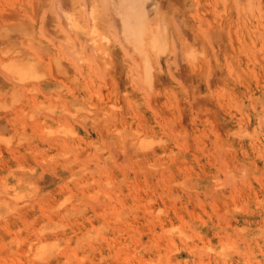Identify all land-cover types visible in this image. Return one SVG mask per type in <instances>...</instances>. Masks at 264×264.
Segmentation results:
<instances>
[{
  "label": "rangeland",
  "instance_id": "obj_1",
  "mask_svg": "<svg viewBox=\"0 0 264 264\" xmlns=\"http://www.w3.org/2000/svg\"><path fill=\"white\" fill-rule=\"evenodd\" d=\"M54 1L0 0V264H264V0H142L143 56Z\"/></svg>",
  "mask_w": 264,
  "mask_h": 264
},
{
  "label": "bare ground",
  "instance_id": "obj_2",
  "mask_svg": "<svg viewBox=\"0 0 264 264\" xmlns=\"http://www.w3.org/2000/svg\"><path fill=\"white\" fill-rule=\"evenodd\" d=\"M36 1V0H35ZM57 2H58V0H56ZM56 1H54L55 3H56ZM84 1V0H83ZM98 1V0H97ZM141 1L142 0H109V2H110V10H111V12H112V14H113V16H115V18L118 20V24H119V27H120V34H121V36H122V38L121 39H123V41L127 44V46H130L132 49H133V51L135 50V51H137L139 54L141 53V55H142V52H143V48L141 47V46H143V44H142V41H143V31H144V28H143V26H144V22H143V18H144V15H143V17H142V14H143V10H142V13H141V11H140V8H142V7H140L141 6ZM38 2V1H37ZM105 2H107V1H105ZM104 2V3H105ZM108 2V3H109ZM145 2V1H144ZM225 2V1H224ZM35 3V2H34ZM49 3V2H48ZM58 3H60V2H58ZM57 3V4H58ZM86 3V2H85ZM89 3V2H88ZM108 3H106V4H108ZM37 4V3H36ZM91 4V3H90ZM106 4L104 5V6H106ZM39 5V4H38ZM56 5V4H55ZM62 5V4H61ZM90 6V5H89ZM109 6V5H108ZM144 6V5H143ZM21 8V7H20ZM91 8V7H90ZM144 8V7H143ZM60 9V8H59ZM63 9H61V11H62ZM94 10L95 9H93V8H91L89 11V13H90V17H92V19L93 20H95V18H94ZM107 10H108V8H107ZM108 12V11H107ZM147 12V11H146ZM61 13V12H60ZM148 13V12H147ZM65 15L67 14V12L66 13H64ZM108 14H109V12H108ZM111 14V13H110ZM146 15V14H145ZM62 16V15H61ZM109 17H111V16H109ZM63 18H64V16H63ZM66 18V17H65ZM45 19V18H44ZM53 19V18H52ZM2 20H4V19H2ZM7 20H9V19H7ZM64 20H68V19H64ZM148 20V19H147ZM12 21V20H11ZM70 21V20H69ZM113 21V20H112ZM146 21V20H145ZM71 22V21H70ZM111 22V21H110ZM147 22V21H146ZM67 23V22H66ZM113 23H114V21H113ZM53 24V23H52ZM92 25V24H91ZM147 24H145V26H146ZM93 26V25H92ZM93 28V27H92ZM114 28V27H113ZM70 29V28H69ZM146 29H147V26H146ZM71 30V29H70ZM77 30V29H76ZM151 31V30H150ZM152 32V31H151ZM150 32V33H151ZM206 33V32H205ZM103 34V33H102ZM148 34V33H147ZM207 34H208V32H207ZM149 35H152V34H149ZM148 35V36H149ZM160 35V34H159ZM159 35H158V37H159ZM48 36H50V35H48ZM92 37V36H91ZM209 37H210V35H209ZM151 38V37H150ZM61 39V38H60ZM102 39L103 40H106V41H108L107 39H104V37H102ZM157 39V38H156ZM21 40V39H20ZM30 40V39H29ZM52 40V39H51ZM62 40V39H61ZM158 40V39H157ZM60 41V40H59ZM58 41V42H59ZM120 41V40H119ZM149 41V40H148ZM156 41V40H155ZM154 41V42H155ZM184 41V40H183ZM211 41V40H210ZM156 42H158V41H156ZM155 42V43H156ZM187 42V41H186ZM65 43V42H64ZM121 43V42H120ZM154 43V44H155ZM33 44V43H32ZM125 44V45H126ZM151 44L153 45V43L151 42ZM151 44H150V46H151ZM122 45H124V44H122ZM33 46H35V45H33ZM161 45L159 44V43H156V45H154V47L156 48V49H160L161 47H160ZM196 46V45H195ZM28 47V46H27ZM149 47V46H148ZM153 47V46H152ZM154 47H153V49H154ZM92 48V47H91ZM126 48H128V47H126ZM93 49V48H92ZM95 49V48H94ZM39 51V50H38ZM91 51H95V50H91ZM104 51V50H103ZM132 51V50H131ZM154 51H156V50H154ZM176 51V50H175ZM174 52V51H173ZM68 53V52H67ZM69 53H71V52H69ZM68 53V54H69ZM146 53V52H145ZM155 53V52H154ZM41 54V53H40ZM39 54V55H40ZM144 54V53H143ZM171 54V53H170ZM93 55V54H92ZM96 55V54H95ZM145 55V54H144ZM174 55H175V53H174ZM143 56V55H142ZM141 57V56H140ZM149 58V56H145V57H141V58H144V60H145V62H144V64L146 65V68H145V66H144V68L146 69H144V71H145V74H143V75H145V79L143 78V80H146V82H147V84H149V87L151 88V90H152V87L150 86L151 85V81H153V80H151L152 79V77H151V75H150V71H149V69H150V67L148 66L149 65V62H148V64H147V58ZM39 58H40V56H39ZM216 58H217V56H216ZM138 59V58H137ZM175 59V58H174ZM50 60H51V58H50ZM140 60V59H139ZM150 60V59H149ZM148 60V61H149ZM58 64V63H57ZM142 64H143V62H142ZM143 64V65H144ZM21 68V67H20ZM19 68V69H20ZM80 68V67H79ZM149 68V69H148ZM151 68H152V66H151ZM14 69V68H13ZM11 70V69H10ZM52 70V69H51ZM65 70V69H64ZM52 71H54V70H52ZM144 71H142V72H144ZM141 72V73H142ZM153 73V72H152ZM151 73V74H152ZM102 74H104V73H102ZM5 77V76H4ZM181 79V78H180ZM23 80V79H22ZM17 82V81H16ZM145 82V81H144ZM146 82H145V85H146ZM13 84H15V83H13ZM17 85V84H16ZM20 86V85H19ZM22 86V85H21ZM148 87V86H147ZM149 87H148V89H149ZM21 88V87H20ZM145 89V88H144ZM40 90H42V89H40ZM166 91V90H165ZM22 93H24V92H22ZM27 93V92H26ZM190 93V92H189ZM148 94V93H147ZM189 96V95H188ZM190 96H192L191 94H190ZM192 98V97H191ZM196 107V106H195ZM16 111V110H15ZM5 116H6V114H4ZM137 115V114H136ZM56 117V116H55ZM33 118V117H32ZM60 118V117H59ZM6 119H7V117H6ZM36 121V120H35ZM7 122H8V120H7ZM6 122V123H7ZM35 123H32V126L34 125ZM29 125V124H28ZM85 125V124H84ZM31 126V125H30ZM65 127V126H64ZM36 128V127H35ZM90 130V129H89ZM34 131V130H33ZM178 131V130H177ZM164 132V131H163ZM87 133H88V131H87ZM140 138V137H139ZM43 141V140H42ZM216 142V141H215ZM48 144V143H47ZM62 146H63V144H61ZM216 146V145H215ZM54 147V146H53ZM177 147V146H176ZM208 150V149H207ZM119 157V156H118ZM158 159V158H157ZM103 162V161H102ZM116 162V161H115ZM124 162V161H123ZM104 164V163H103ZM223 169V168H222ZM123 171V170H122ZM93 175V174H92ZM206 195V194H205ZM171 200V199H170ZM173 202V201H172ZM136 216V215H135ZM243 239V238H242Z\"/></svg>",
  "mask_w": 264,
  "mask_h": 264
}]
</instances>
